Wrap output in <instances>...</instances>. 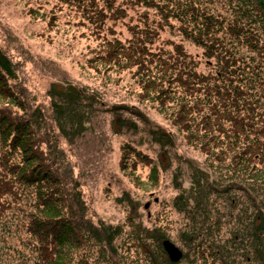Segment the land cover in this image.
<instances>
[{
	"label": "trees",
	"instance_id": "trees-1",
	"mask_svg": "<svg viewBox=\"0 0 264 264\" xmlns=\"http://www.w3.org/2000/svg\"><path fill=\"white\" fill-rule=\"evenodd\" d=\"M115 1L78 0L76 7L82 8L83 16L96 25L100 37L98 48L92 51L95 56L88 63L97 70L109 67L120 72H133L137 78L139 103L151 105L160 114L163 111L172 128L209 160V168L218 173L215 179L211 180L207 171L193 165L189 167V189L183 188L181 181L178 184L177 176H173L172 183L178 191L174 208L176 213L189 218L187 224L191 222L192 237L195 234L196 239L198 232V235H204L203 242L197 244L202 263L210 256L213 261L222 259L223 264H237L229 247L231 240L216 239L223 225L217 221L215 203L211 200L236 188V182L238 188L242 184H255L250 188L254 195L263 187L260 184L264 182V0L223 1V6L233 14L230 19L208 14L201 7L203 2L158 0V9L166 13L164 20L169 15L167 6L176 8V19L183 22L180 35L203 47L204 54L209 57L214 56L215 51L208 43H217V35L221 34L223 41L217 57L224 66L219 71L225 76L223 78L219 72L206 75L195 71L198 67L196 58L185 54L182 45H174L177 53L165 52L163 46H156L157 37L162 33L152 30L149 25V29L137 34L132 27V38L125 44L118 38H108L105 32L116 33L108 21L117 24L126 11L115 8ZM70 2L75 1L65 0L66 4ZM149 4L158 6L156 0H133L125 5L151 9L147 7ZM242 19L247 24H243ZM193 20L199 26H192ZM163 26L171 28L168 24ZM246 27L250 29L244 30ZM240 38L241 41H237ZM230 42H235L236 46H228ZM237 63L244 68L235 66L229 71L227 66ZM17 82V66L0 48V264L124 262L121 255L124 242H117L122 235L121 227L105 222L97 224L88 218L81 193L77 187H66L65 177L56 167L54 157L42 147L48 144L52 148L49 140L41 139L42 132L46 133L45 117L17 90L14 84ZM174 84L176 89L172 90ZM89 94L80 86L69 83L53 85L47 93L55 128L60 136L71 142L85 132L86 125L97 112L96 100ZM121 110L147 121L138 109L124 107ZM127 120H123L124 126L130 129L134 124ZM150 133L158 145H169L166 133L155 130ZM123 150L127 154L123 157L126 160L128 148ZM158 168H151L153 181L157 180ZM228 180L232 181L227 184ZM132 182L138 187L134 180ZM250 197L253 198L251 195L245 197L249 209L245 204L241 210L239 208L238 220L245 227H251L254 237L249 232L247 241L250 240L254 257L264 264V255L257 253L253 246L258 240L264 243L263 210L255 212L264 205L249 203ZM199 211L200 218L196 216ZM158 231H139L144 234L141 236L134 227L137 249L139 245L144 247L146 257L142 261L144 264H174L163 247L168 238ZM32 239L39 247L31 245ZM91 246L97 251L92 252ZM187 254L183 252V260H187ZM253 260L249 261L253 263ZM132 262L138 264L135 260Z\"/></svg>",
	"mask_w": 264,
	"mask_h": 264
},
{
	"label": "rangeland",
	"instance_id": "rangeland-1",
	"mask_svg": "<svg viewBox=\"0 0 264 264\" xmlns=\"http://www.w3.org/2000/svg\"><path fill=\"white\" fill-rule=\"evenodd\" d=\"M73 1L75 2L66 4L65 0H0V48L17 66L18 82L14 83L17 90L21 91L30 106L38 108L46 119V133L42 132L41 139L49 140L52 148L48 144H43L42 147L51 152L56 167L65 177L66 187H77L81 193L88 218L97 224L105 222L121 227L122 235L117 242H124L121 245H125L123 252L120 253L125 261L119 264H130L134 260L138 264H144V247L139 245L137 249L134 241L135 226L137 234L141 236L144 235L140 233L143 230L162 231L168 238L167 241L171 240L185 254L188 253L185 255L189 256L187 260L184 259L179 264H223L222 259L213 261L210 256L204 263L198 258L200 251L197 244L202 243L205 237L198 235V232L196 243L195 234L192 237L190 230L191 222L187 224L189 218L187 220L184 215L176 213L174 200L178 191L172 183L173 176H177V183L180 184L181 181L183 188L189 189L191 165L201 171H207L211 180L215 179L218 173L209 168L210 162L204 154L189 145L176 128H172L162 114L163 111L160 114L151 105L139 103L136 94L137 78L133 76V72H120L109 67L97 70L89 65L88 60L95 56L92 51L98 48L100 37L96 25L83 16L82 8L79 10V7H76L78 0ZM128 1L133 2L115 1V8H124L126 11L123 17L117 20V24L108 21V25L113 26L116 32L113 35L105 32L108 38H118L125 44L132 38V27L134 34H137L138 31L149 29V25L152 30L162 33L157 37L159 40L156 46H163L165 52L172 50L177 53L174 51V45H182L185 54L196 58L195 64L198 67L195 71L198 73L216 74L224 68L217 57L223 41L221 34L217 35V43H208L215 51L214 56L209 57L204 54L203 47L180 35L183 22L176 19V8L167 6L169 15L168 19L164 20L166 13L158 9V0V6H147L151 9L134 5L127 7L125 4ZM223 1L225 0H185L184 3L203 2L201 7L208 14L230 19L233 14L231 15L228 7L223 6ZM242 21L247 24L244 19ZM164 24L170 25L171 28L164 27ZM191 24L194 27L199 26L194 20ZM249 29L246 27L244 30ZM240 30L244 33V30ZM213 44L215 47H212ZM231 44L236 46L235 42H230L228 46ZM235 66L243 67L237 63L234 66L229 64L227 68L230 71L235 69ZM238 71L239 69L236 70L237 73ZM219 74L222 78L225 77L221 72ZM67 83L87 90L89 96L96 100L95 116L86 125L85 132L75 137L73 142L60 136L56 130L47 96L51 86ZM175 86L176 84L172 86V90L176 89ZM124 107L138 109L149 123L144 119L131 117L121 110ZM127 119L134 124L132 126L129 123L132 127L130 129H125L124 126L123 120ZM151 130L166 133L170 139L169 145L161 146L155 143L151 138ZM124 147L128 148L129 154L126 160L123 159L127 157ZM155 166H159V171L157 180L153 181L151 168ZM131 180H134L138 187ZM231 181L228 180L227 184ZM236 184L237 182L234 184L236 188L232 187L225 195L211 200L215 203L213 205L217 221L223 225L216 239H222L223 242L231 240L229 247L237 264H263L254 257L250 240L247 241L246 238L248 233H251V227H245L239 222L238 213L244 204L247 210L249 209L246 196H253L249 198V203L264 205V182L260 184L263 187L254 192L255 195L250 190L255 184H242L239 188ZM260 210H263L264 215V207L255 212ZM200 214L201 211L196 216L200 218ZM200 220L202 221L203 217ZM251 235L254 237L252 233ZM33 239L31 245L39 247ZM253 246L257 253L264 255V243L258 240ZM91 247L92 252L97 251ZM225 250L228 252L227 248ZM252 259L253 263L249 261Z\"/></svg>",
	"mask_w": 264,
	"mask_h": 264
},
{
	"label": "water",
	"instance_id": "water-1",
	"mask_svg": "<svg viewBox=\"0 0 264 264\" xmlns=\"http://www.w3.org/2000/svg\"><path fill=\"white\" fill-rule=\"evenodd\" d=\"M163 247L172 263H178L182 260L183 253L171 241L166 240L165 242H163Z\"/></svg>",
	"mask_w": 264,
	"mask_h": 264
}]
</instances>
